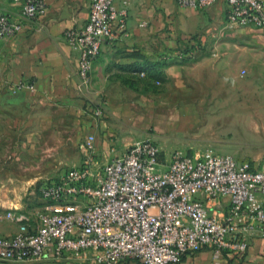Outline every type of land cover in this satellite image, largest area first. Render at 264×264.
Wrapping results in <instances>:
<instances>
[{
    "label": "crops",
    "instance_id": "obj_1",
    "mask_svg": "<svg viewBox=\"0 0 264 264\" xmlns=\"http://www.w3.org/2000/svg\"><path fill=\"white\" fill-rule=\"evenodd\" d=\"M44 1L40 20L26 22L0 44V236L19 230L15 221L2 219L7 213L39 207L25 202L30 191L82 165L89 136L95 137L98 167L150 140L147 130L162 118L167 133L177 131L184 142L163 149L164 166L176 150L195 155L212 149L250 159L221 130L251 118L264 135V38L254 28L227 29L224 0L204 10L182 8L176 0H117L118 8L129 3L127 26L114 25L116 38L103 45L88 93L78 88L79 52L64 35L87 24L91 0ZM0 13L18 16V8L0 0ZM190 43L201 46L194 58L168 60ZM147 64L166 80L135 70ZM19 83L34 84L35 91H13ZM250 93L256 103H250ZM92 102L105 103L102 118L88 112ZM180 264L215 261L210 251H201ZM219 264H264V239L254 236L247 253L224 256Z\"/></svg>",
    "mask_w": 264,
    "mask_h": 264
},
{
    "label": "built area",
    "instance_id": "obj_2",
    "mask_svg": "<svg viewBox=\"0 0 264 264\" xmlns=\"http://www.w3.org/2000/svg\"><path fill=\"white\" fill-rule=\"evenodd\" d=\"M176 1L182 8L204 10L218 0ZM224 1L227 29L254 28L264 38V0ZM11 3L18 16L0 13V44L47 11L44 0ZM116 3L91 0L87 24L64 35L79 52L78 88L85 93L103 45L116 38L114 25L126 29L129 3L121 8ZM200 50V44L190 43L187 52L178 50L168 60L194 58ZM22 89L35 91V86L13 87ZM104 105L92 102L88 112L100 119ZM82 148L81 166L38 187L42 206L2 217L18 223L19 230L0 236V262L180 264L189 254L210 251L219 264L224 256L247 253L254 236L264 239V168L251 161L207 149L175 154L164 166L158 144L144 140L98 167L95 137Z\"/></svg>",
    "mask_w": 264,
    "mask_h": 264
},
{
    "label": "rangeland",
    "instance_id": "obj_3",
    "mask_svg": "<svg viewBox=\"0 0 264 264\" xmlns=\"http://www.w3.org/2000/svg\"><path fill=\"white\" fill-rule=\"evenodd\" d=\"M249 100H250V103L257 102L255 101L256 98H254V96L251 93L249 94ZM165 120H166L165 118H162V122H160L159 124L153 123V125H151L149 129L147 130V134H148L147 139L155 141V143L158 144V146L161 149V155L163 156L165 153V150L163 149H167V147H171V146L174 148L179 147L182 143H184L183 138H182L183 136L181 137V135L177 134L176 133L177 131L176 132L172 131V132L167 133L166 124L164 123ZM221 131L224 134L223 136H225L224 138L230 145H232L235 149L240 150L244 157L246 156L250 157V159H244L242 157L237 158L233 155L237 160L251 161L257 167L264 168V135L256 131L255 126L251 122V118H249L248 123H245L243 121L241 123L239 122L234 125H227L226 127H222ZM179 137H181V140H178ZM144 139H146V137H144ZM186 142H190V141H185V144ZM175 154H181V152L176 150L171 155L173 156ZM257 155H261L260 160L253 161V159H255L254 156H257ZM67 170L68 168L63 169V172L59 174L58 176L64 174ZM30 192L31 193L33 192V194L27 195L25 197V202L27 203V205H38L39 207L42 206L43 205L42 203L37 204V198H39L38 187L37 189H34ZM0 264H53V262L51 261L42 262V263H38V262L2 263L0 262ZM129 264H141V263L134 261Z\"/></svg>",
    "mask_w": 264,
    "mask_h": 264
},
{
    "label": "trees",
    "instance_id": "obj_4",
    "mask_svg": "<svg viewBox=\"0 0 264 264\" xmlns=\"http://www.w3.org/2000/svg\"><path fill=\"white\" fill-rule=\"evenodd\" d=\"M189 50V45H187L185 48H182V49H179V51H185L187 52ZM178 51V50H177ZM171 62H177L176 59L171 61ZM152 66L154 67V65H144V66H137L135 68V70L137 72H140V73H144V72H148L150 74H152V78L157 80V81H165V77L161 74V73H156L155 71H151L150 72V68H152Z\"/></svg>",
    "mask_w": 264,
    "mask_h": 264
}]
</instances>
